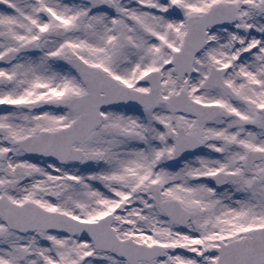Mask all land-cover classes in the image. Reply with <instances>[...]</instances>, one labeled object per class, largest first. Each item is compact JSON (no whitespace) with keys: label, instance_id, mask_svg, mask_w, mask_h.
<instances>
[{"label":"snow or ice","instance_id":"1","mask_svg":"<svg viewBox=\"0 0 264 264\" xmlns=\"http://www.w3.org/2000/svg\"><path fill=\"white\" fill-rule=\"evenodd\" d=\"M0 264H264V0H0Z\"/></svg>","mask_w":264,"mask_h":264}]
</instances>
